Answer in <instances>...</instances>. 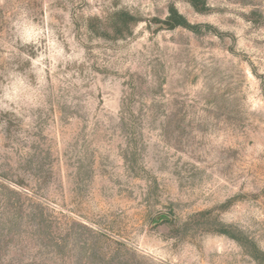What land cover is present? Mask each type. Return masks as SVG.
<instances>
[{
  "label": "rangeland",
  "instance_id": "rangeland-1",
  "mask_svg": "<svg viewBox=\"0 0 264 264\" xmlns=\"http://www.w3.org/2000/svg\"><path fill=\"white\" fill-rule=\"evenodd\" d=\"M203 1L0 0V264H261L264 0Z\"/></svg>",
  "mask_w": 264,
  "mask_h": 264
},
{
  "label": "trees",
  "instance_id": "trees-1",
  "mask_svg": "<svg viewBox=\"0 0 264 264\" xmlns=\"http://www.w3.org/2000/svg\"><path fill=\"white\" fill-rule=\"evenodd\" d=\"M199 1L200 0H192V4L194 5V7L200 12L207 11V8H206L207 6H205L206 5L205 0L203 1V3H205L203 6H199L198 4ZM119 16H120L119 19L123 21L125 24H127V27L129 26L130 23H132V21H134V17L131 16L129 12L122 11L119 14ZM164 24H166V27L170 29L176 28L178 26H183V27L190 28L195 32L198 31L197 29L199 27L198 25L191 24L186 19V17L178 11V9L174 5H172L169 8V14L167 18L164 20ZM221 224H222V228L218 230L220 233L227 234L230 237L237 239V240L239 239L234 234H232L230 230L227 229V226H225V224L223 223ZM251 254L259 263L264 264V251L261 250L258 246H256V244Z\"/></svg>",
  "mask_w": 264,
  "mask_h": 264
}]
</instances>
